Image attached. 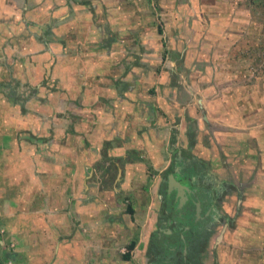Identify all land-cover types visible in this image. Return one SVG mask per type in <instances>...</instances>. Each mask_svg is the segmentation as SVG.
Masks as SVG:
<instances>
[{"label":"crops","instance_id":"0c3cea01","mask_svg":"<svg viewBox=\"0 0 264 264\" xmlns=\"http://www.w3.org/2000/svg\"><path fill=\"white\" fill-rule=\"evenodd\" d=\"M246 1L232 4L230 37L240 39L239 47L264 36L257 0ZM121 2L55 0L44 13L41 0H0V88L30 87L24 112L9 96L0 100L7 106L0 122V264H238L226 243L234 216L221 213L216 187L202 182L191 200L189 165L200 163L169 132L176 128L184 143L182 120L171 124L141 98L149 58L126 47L144 39L133 33L145 22L141 14L130 20L126 13L137 7ZM175 3L162 5L171 26L180 22ZM186 22L189 43L200 42L191 48L198 59L211 36L200 23ZM170 64L167 75L175 60ZM157 82L169 90L166 76ZM56 104L48 115L39 112ZM67 105V115L59 112ZM109 156L118 159L110 164ZM170 175L189 191L178 193Z\"/></svg>","mask_w":264,"mask_h":264},{"label":"rangeland","instance_id":"374dc122","mask_svg":"<svg viewBox=\"0 0 264 264\" xmlns=\"http://www.w3.org/2000/svg\"><path fill=\"white\" fill-rule=\"evenodd\" d=\"M41 1L47 2L42 9L44 13L54 10L57 5L55 0ZM174 1L176 17L180 20L178 26L169 25L167 13L162 11V5L167 0L121 2L129 10L137 7L135 14H132L134 10L126 13L130 20L138 21L135 19L141 14L145 22L137 34L133 33L144 39L141 42L138 39L137 46L130 44L135 46V50L131 49L132 46L126 47L132 56L137 57V53L142 52L149 58V63L141 69L145 80L141 98L151 103L150 108L154 106L151 113L160 118L168 117L171 124L182 120L185 126V134L182 135L186 141H177L176 128L169 131L172 141L175 140L178 146L184 145L186 152H190L210 173L208 179L212 182L209 184L216 187L215 193L220 196V204L225 208L220 210L221 213L226 210L227 214L234 216L227 226L230 233L226 243L229 244L228 250L232 249V256L238 259L237 263L264 264V41L261 42L264 36L253 42L249 38L252 44L247 42L241 47L236 43L239 38L235 42L230 37L235 15L232 4L236 0H226L224 4L228 7H223V4L216 6L214 0ZM254 5L259 8L257 18L263 16L264 0H257ZM187 20L200 23L203 32L211 36L210 44H201L204 53L197 56L198 59L194 58L191 48H199L200 42L195 43L196 39H192L190 44L185 37V33L191 31ZM65 28L68 30V25ZM93 29L97 31L96 27ZM245 37L244 40L247 39ZM200 58H204L203 61ZM173 60L174 73L167 75ZM162 75L168 80L169 90L163 91V85L157 82ZM1 85L0 100L10 97L9 101L18 102L19 110L24 112L23 102L30 94V87L24 88L19 83L13 93L9 83ZM36 93L39 95L38 91ZM58 106L46 107L39 112L56 111ZM6 107L0 105L1 114L4 113L0 117L1 123L4 122ZM66 108L59 112L69 113L70 106ZM52 116L56 117L55 114ZM144 117H148L145 111ZM0 128L3 129V126ZM5 128L13 131L8 125ZM15 131L24 134L17 127ZM107 158L110 164L118 159ZM101 175L100 178L103 177ZM233 186L238 188V192H229Z\"/></svg>","mask_w":264,"mask_h":264},{"label":"flooded vegetation","instance_id":"af4514ba","mask_svg":"<svg viewBox=\"0 0 264 264\" xmlns=\"http://www.w3.org/2000/svg\"><path fill=\"white\" fill-rule=\"evenodd\" d=\"M191 163H193V162H191ZM189 167L193 171V173H192V175L189 174L188 178H189L190 182H192L194 184V188L192 191L193 195L191 197V200H195V199H198V197L200 196V193H202L201 188H203V187L201 186V183L202 182L210 183L212 181L208 179L209 176L206 175V173L202 170V166L200 164H198L196 161H194V165L190 164Z\"/></svg>","mask_w":264,"mask_h":264},{"label":"water","instance_id":"95a60500","mask_svg":"<svg viewBox=\"0 0 264 264\" xmlns=\"http://www.w3.org/2000/svg\"><path fill=\"white\" fill-rule=\"evenodd\" d=\"M168 178H170V180L172 181L171 183L173 185L177 186L176 188L178 190V193H179V191L181 192L183 190L189 191L188 187L186 185H183L181 182L176 181L175 178L173 177V175L168 176Z\"/></svg>","mask_w":264,"mask_h":264},{"label":"trees","instance_id":"16d2710c","mask_svg":"<svg viewBox=\"0 0 264 264\" xmlns=\"http://www.w3.org/2000/svg\"><path fill=\"white\" fill-rule=\"evenodd\" d=\"M134 247V242H130L127 246H126V251L123 254V257L125 259H129L130 258V251L133 249ZM4 253H9V252H4ZM0 263H2V260L0 259Z\"/></svg>","mask_w":264,"mask_h":264}]
</instances>
